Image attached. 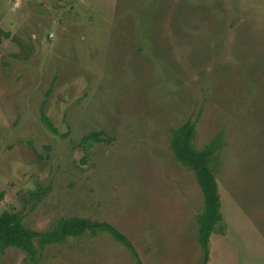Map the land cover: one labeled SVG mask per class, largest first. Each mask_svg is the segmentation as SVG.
Wrapping results in <instances>:
<instances>
[{
    "label": "rangeland",
    "instance_id": "374dc122",
    "mask_svg": "<svg viewBox=\"0 0 264 264\" xmlns=\"http://www.w3.org/2000/svg\"><path fill=\"white\" fill-rule=\"evenodd\" d=\"M0 31V214L107 222L142 264H200L203 196L170 148L191 121L218 146L207 264H264V0H0ZM35 254L0 264L135 263L106 234Z\"/></svg>",
    "mask_w": 264,
    "mask_h": 264
},
{
    "label": "trees",
    "instance_id": "16d2710c",
    "mask_svg": "<svg viewBox=\"0 0 264 264\" xmlns=\"http://www.w3.org/2000/svg\"><path fill=\"white\" fill-rule=\"evenodd\" d=\"M1 33L3 32L0 31ZM41 120L52 134H58L55 127L42 112ZM195 134L194 122H185L171 132L170 148L175 160L193 173L203 196V208L197 217L196 233L197 243L202 252L200 264H207L211 236L224 234L221 227L220 196L216 179L210 168L214 154L218 151V146L216 143H212L203 150L195 149L193 146ZM99 137L100 134L98 133L86 135L82 138L80 145L100 142ZM2 199L0 194V202ZM86 234L111 236L130 253L134 259V264H142L128 238L107 222L81 217L62 218L53 224L49 230L38 232L28 229L19 214L7 211L0 214V249L18 248L27 253L31 259L34 258L38 249H44L48 245L62 244L69 238L82 237Z\"/></svg>",
    "mask_w": 264,
    "mask_h": 264
}]
</instances>
